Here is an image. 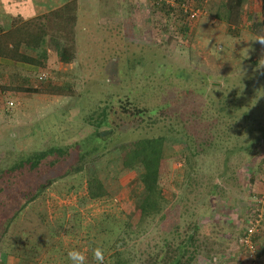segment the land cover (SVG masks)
I'll list each match as a JSON object with an SVG mask.
<instances>
[{
	"label": "trees",
	"instance_id": "1",
	"mask_svg": "<svg viewBox=\"0 0 264 264\" xmlns=\"http://www.w3.org/2000/svg\"><path fill=\"white\" fill-rule=\"evenodd\" d=\"M182 2L178 0L175 9L163 1L155 7L167 13L173 9L176 17L189 19ZM244 2L220 0L215 19L229 29L241 20ZM78 7L76 0H0V63L33 73L43 66L49 50L58 62H70L79 32ZM253 24L264 29V0H259ZM141 61L129 67L145 69ZM151 63L156 67L146 68L147 76L160 69L172 74L170 67ZM42 73L38 80L45 78ZM191 74H175L186 84L168 100L149 106L134 103L129 90L117 93L100 86L91 93L98 86L90 81H85L90 86L81 98L73 90L64 93L72 89L68 84L48 85L47 93L74 101L60 108L62 112L55 110L36 121L38 127L32 131L39 132L40 144L6 150L0 157L1 260L11 256L15 264H72L68 253L85 245V264H98L96 248L103 251L104 264H199L200 259L214 263L199 238L202 218L211 213L205 199H225L218 180L225 175L230 155L246 153L249 160L264 141V97L258 94L264 71L250 69L223 76L221 82L210 81L212 76L205 73ZM39 87L21 89L38 92ZM168 138L184 147L181 180L169 201L163 190L172 184L171 168L162 156ZM110 156L131 172L119 186L121 197L108 190L103 178ZM208 159H220L215 176L205 165ZM71 177L83 181L80 194L74 195L73 203L35 214L43 230L32 240L21 220L48 190ZM124 194L129 205L121 200Z\"/></svg>",
	"mask_w": 264,
	"mask_h": 264
},
{
	"label": "rangeland",
	"instance_id": "2",
	"mask_svg": "<svg viewBox=\"0 0 264 264\" xmlns=\"http://www.w3.org/2000/svg\"><path fill=\"white\" fill-rule=\"evenodd\" d=\"M161 1L173 9L178 2L119 0L114 9L113 0H106L104 7L97 0H77V12L81 17L75 26L79 32L74 44L75 55L70 62H58L54 52L49 50L43 66L33 73L14 64L7 66L0 63V157L6 150L29 149L40 144L39 132L32 131L33 127H38L36 121L55 110L62 112L60 108L74 101L71 96L47 93L50 84H68L72 89L64 93L69 94L73 90V94H80L78 97L81 98L82 91L90 86L85 81H90L98 86V90L91 93L100 91V86L112 87L117 93L129 90L134 103L137 101L139 105L149 106L168 100L186 84L174 76L183 71L205 73L212 76L210 81L218 82L223 76L243 74L250 69L264 71V44L260 43L264 38V29L258 30L253 26L254 15L257 16L259 11V0H245L240 8L241 20L229 29L213 14L220 0H183L189 9L197 10L192 19L176 17L173 9L167 13L156 8L155 5ZM134 60H142L141 65L144 61L148 69L156 67L151 61L159 62L158 65L170 67L172 74L169 76L160 69L159 73L147 76L150 70L138 65L134 69L129 67ZM40 72L45 74L42 80L37 78ZM261 78L262 85L264 76ZM27 86L40 87L38 92L21 89ZM258 94L264 97V86ZM7 101L12 105L8 106ZM261 127L264 129V115ZM31 131L33 133L30 134ZM256 151L249 160L246 153L230 155L225 175L218 180L225 199L220 196L205 199L211 206V213L210 217L202 218L199 238L203 251L215 258L214 263L200 259L199 264H240L244 261L236 238L242 232L246 216L252 208L264 202V141ZM183 153L184 147L179 140H165L162 156L169 163L172 176V184L163 190L168 201L181 180L180 157ZM209 161L206 160L205 165L215 176L221 169L220 159H216L215 163ZM105 165L106 177L103 178L109 186L108 190L118 192L116 196H120L122 189L119 186L125 185L131 172L121 169L115 157L110 156ZM82 187L83 181L79 177L58 182L46 192L43 200L29 209L32 213L21 221L32 240L43 230L35 214L37 216L44 210L50 213L53 206L73 203L74 195L80 194ZM121 200L130 204L125 194ZM100 209V206L96 207L95 211ZM261 209L264 221V206ZM260 232L264 237V229ZM260 232L255 236L257 248L264 245H259L260 241H257ZM86 250L85 245H81L79 252L86 256ZM9 259L11 262L6 264L16 263L11 256ZM258 263L257 256L250 264Z\"/></svg>",
	"mask_w": 264,
	"mask_h": 264
},
{
	"label": "built area",
	"instance_id": "3",
	"mask_svg": "<svg viewBox=\"0 0 264 264\" xmlns=\"http://www.w3.org/2000/svg\"><path fill=\"white\" fill-rule=\"evenodd\" d=\"M180 7L183 12H187L188 18L196 16L197 10L189 9L185 3H180ZM40 76L43 77V73ZM6 104L8 106L12 105L10 101H7ZM261 206H264V202L252 208L251 212L246 216L242 232L236 238L238 249L244 255V261L242 260L240 264H250L256 260L257 247L254 242V236L261 231L263 225Z\"/></svg>",
	"mask_w": 264,
	"mask_h": 264
},
{
	"label": "clouds",
	"instance_id": "4",
	"mask_svg": "<svg viewBox=\"0 0 264 264\" xmlns=\"http://www.w3.org/2000/svg\"><path fill=\"white\" fill-rule=\"evenodd\" d=\"M260 43L264 44V38H261ZM68 258L72 261V264H85V256L79 251H70ZM94 258L98 264H104V254L100 248L94 250Z\"/></svg>",
	"mask_w": 264,
	"mask_h": 264
},
{
	"label": "crops",
	"instance_id": "5",
	"mask_svg": "<svg viewBox=\"0 0 264 264\" xmlns=\"http://www.w3.org/2000/svg\"><path fill=\"white\" fill-rule=\"evenodd\" d=\"M77 1V0H76ZM95 1V0H94ZM134 1V0H133ZM97 2L99 3V2H102L101 3V5L104 7L105 6V2H106V0H97ZM113 4H114V9H115V7H116V4L117 3H119V0H113V2H112ZM106 10V9H105ZM107 12H109L108 10H107ZM263 225H262V229H261V231L263 232V229H264V221H263V223H262ZM263 236V233H261L260 232V236H259V240L257 239V241H260L259 242V245L260 244H264V237H262ZM261 247L259 248H257V256H258V264H263L264 263V245H260ZM1 256H0V264H6V263H8V262H11V260L9 259V258H5V260L3 261V259L1 260ZM257 258V257H256Z\"/></svg>",
	"mask_w": 264,
	"mask_h": 264
}]
</instances>
